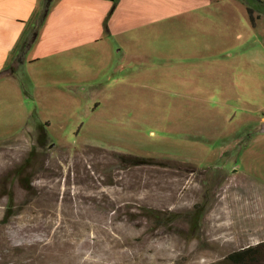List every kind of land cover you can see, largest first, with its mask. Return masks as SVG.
<instances>
[{
    "label": "rangeland",
    "instance_id": "374dc122",
    "mask_svg": "<svg viewBox=\"0 0 264 264\" xmlns=\"http://www.w3.org/2000/svg\"><path fill=\"white\" fill-rule=\"evenodd\" d=\"M256 4L213 0L75 60L25 62L31 45L0 69V264H231L264 240ZM32 148L23 189L12 170ZM122 152L153 159L121 163ZM147 208L175 216L157 223Z\"/></svg>",
    "mask_w": 264,
    "mask_h": 264
},
{
    "label": "crops",
    "instance_id": "0c3cea01",
    "mask_svg": "<svg viewBox=\"0 0 264 264\" xmlns=\"http://www.w3.org/2000/svg\"><path fill=\"white\" fill-rule=\"evenodd\" d=\"M210 1L213 0H117L109 12L113 0H53L23 60L27 61L28 53L32 60L54 56L75 60L74 53L96 47L107 37L122 38L160 22L174 28L182 22L178 16ZM42 4L43 0H0V69L12 62L23 40L38 24ZM193 19L195 22V18L191 22ZM100 50L106 54L105 49Z\"/></svg>",
    "mask_w": 264,
    "mask_h": 264
},
{
    "label": "trees",
    "instance_id": "16d2710c",
    "mask_svg": "<svg viewBox=\"0 0 264 264\" xmlns=\"http://www.w3.org/2000/svg\"><path fill=\"white\" fill-rule=\"evenodd\" d=\"M52 1L53 0H43L40 17L38 18V24L33 29V31L28 36H26V38L23 40L18 54L14 57V59L8 66V69L10 71H13L15 67L18 65V63L23 61L24 51L28 49L29 47H31L32 43L35 41L37 34H38L39 26L46 18ZM255 1L258 2V4L256 5L259 8H262L260 5H264L263 0H255ZM116 2L117 0H113V4L109 12H111L114 9V7L116 6ZM248 12H249L250 19L253 22L254 18L252 17V8H248ZM45 137H46V133L42 130V133L39 134V137H38V142L40 145H42L45 142ZM36 155H37L36 148H32L28 152V155L25 157V159L21 163H19L17 166H15L14 169L12 170V174L18 178L19 184L23 189H29L31 187V179L29 176L28 169L32 167V163H33L32 161ZM117 156L121 163H127L130 165H140L143 163H147L148 161H151L153 159V158H147L144 156H139V155H135L131 153H124V152L118 153ZM13 200H14L13 195L9 194L8 195V202H9L8 210L11 209L13 205ZM146 211L148 212V215L153 217L154 221H156L157 223L171 221L173 220V217L175 216V213L173 212H163V211H160L154 208H147ZM6 215L8 216L11 215V212H7ZM198 220H199V214L195 212L194 215L192 216V223H191L192 231L197 230ZM262 252H264V240L256 244L249 245V246L229 252L224 257V261L230 262L231 264H251L258 260V256Z\"/></svg>",
    "mask_w": 264,
    "mask_h": 264
}]
</instances>
